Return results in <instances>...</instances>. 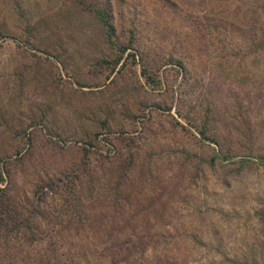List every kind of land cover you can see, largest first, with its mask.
Wrapping results in <instances>:
<instances>
[{"label":"rangeland","instance_id":"374dc122","mask_svg":"<svg viewBox=\"0 0 264 264\" xmlns=\"http://www.w3.org/2000/svg\"><path fill=\"white\" fill-rule=\"evenodd\" d=\"M0 173V264H264V0H0Z\"/></svg>","mask_w":264,"mask_h":264},{"label":"trees","instance_id":"16d2710c","mask_svg":"<svg viewBox=\"0 0 264 264\" xmlns=\"http://www.w3.org/2000/svg\"><path fill=\"white\" fill-rule=\"evenodd\" d=\"M99 16H101V18L103 19V21L105 22V24L108 26L109 30H111L112 32L115 30L113 24L111 23L110 21V18H111V14L105 10V9H102V8H98L96 9L95 11ZM122 44V43H121ZM130 50V47L128 44H125V45H121L118 47V49L116 50L117 51V56L116 58L114 59V63H113V66H117L119 65L121 62L125 61L124 60V57L125 56H128V58H136V54L135 52H132V51H129ZM127 59V57H126ZM106 62V61H104ZM115 68V67H113ZM144 74L146 76V80L149 82V83H154L155 81H157L158 83H160V78L159 77H156L154 78L153 76H151L149 73H147L145 70H144ZM4 180V177L2 175V173H0V181H3ZM7 194V190L5 188H2L0 187V198L3 196H5ZM1 203V201H0ZM8 203V202H7ZM6 207H8V205H5L3 207H0V209L2 210H5ZM123 242H126V241H123ZM140 243H142V241L140 240L139 241ZM126 243H130V241H127ZM137 243V242H136ZM133 244L135 243H132L129 247H131ZM126 248L128 247V245H125Z\"/></svg>","mask_w":264,"mask_h":264}]
</instances>
